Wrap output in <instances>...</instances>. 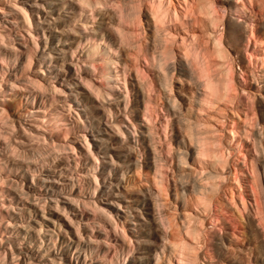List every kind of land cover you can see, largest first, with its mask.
I'll list each match as a JSON object with an SVG mask.
<instances>
[{
  "label": "bare ground",
  "instance_id": "1",
  "mask_svg": "<svg viewBox=\"0 0 264 264\" xmlns=\"http://www.w3.org/2000/svg\"><path fill=\"white\" fill-rule=\"evenodd\" d=\"M0 1H2L0 2L2 3L0 9L3 11L1 14L12 12L10 13L14 18L12 25L18 27V37L26 39L23 45L25 47L23 53L26 54L24 56V68L35 66L36 70L33 74L37 75V77H31L24 74L28 80L24 79L23 81L14 73L12 79L8 81L7 87H2L3 75L9 72L5 68L8 64H12L11 68L13 67L15 70L18 65L19 54L14 52V56L9 55L10 51L13 52L16 48L14 42L7 44V40H13L14 38V35L9 33L13 29L4 26L8 30L2 31L3 22H1L0 153L2 154L0 156L3 157L0 158V173L19 174L24 171L21 172L22 169L26 168L33 182L38 168H44L45 165L54 166L53 164L60 160V157L55 155L57 151L70 149L74 157H78L81 150L77 153V144L75 145L71 141L80 140L82 143L80 141H77V143L79 148L82 149V157L85 165H87L84 168V173H82V179L74 174V170L67 169V167H63V170L68 171V173L61 172L60 175L72 179V183L68 188L69 192L76 187L73 180L78 179L79 194L81 197L88 194L83 199L80 198V195H69L68 203L72 206L73 211H81L78 219H74L69 215L66 207L60 205L58 195H54L50 199V203H52L49 204L48 197L38 196V192L34 191V194L31 195L34 201L30 202L28 201L29 196H27L30 192H25L23 180L15 181L19 191L13 189L14 184L8 189L1 186L0 196L9 198L7 199L9 205L6 208L10 209V212H6L5 216L2 208L6 206V203L5 201L0 202V227H3V229L9 228L12 224L11 219L15 216L13 214L15 204L13 201L15 200L18 203V201L24 199V203H30V205L36 207V211L33 210V213L40 210L44 212V216L46 206L49 205L52 208V214L61 216L59 211L65 212L66 215H62V219H66L67 224L73 228V232L78 237L76 241L66 244L67 249L71 255L74 252H82L84 257L79 262L78 256L74 255L76 257L72 260L69 255L68 261H70V264H74V262L77 264H92L93 255H96L95 259H102L101 264H125L128 256L134 258L132 237L127 233L125 223L117 219L121 205L116 201L114 203H102L97 200V197L95 198L96 193L99 191L101 179L98 175V168L102 162L99 160V154L94 152L93 145H91L85 133L89 126L84 123L81 114L70 105L69 100H62L64 101L62 105L58 103L59 100L55 96L65 90L57 84L58 78L56 75L53 78L49 75L54 74V71H51L54 62L51 60L52 53L50 51L43 52L42 55L37 53L39 51V39L42 38L40 33L42 32L43 36L45 35L44 29L38 30L40 29L41 18L37 20L36 16L39 15H35L41 4L37 0H27L30 4H26L24 0ZM61 1L62 8L72 14L71 30L78 28L79 31L78 29L75 31L81 35L79 43L83 48L82 57L77 58L78 55L76 56L74 52L71 53V59L74 62L73 68L78 75L77 80L80 87L86 90V94H90V97H93L104 107L106 126L110 131L120 138H126L124 136L128 132L136 144L139 141L136 137L139 128L136 122L130 120L129 112H127L131 91L128 88V78L132 72L135 74L134 78L140 83V89L146 95L141 119L151 125L146 127L150 134L155 132L152 131L154 130L152 129V125L154 126L152 111L155 110L154 107L157 103L153 106L155 101L152 100V94L158 92L156 81L170 94L166 98L168 102L166 111L179 112L177 122L180 124L183 135H180L181 137L179 136L180 138L176 140L178 145L176 148L174 147L175 149H173L171 139L167 138V134L164 136V141H161L160 138V143H163L160 148L156 146L155 138L150 137V139H153L152 155L154 152L153 171L148 173L149 176L152 174V177H150L154 188L151 196H154L155 201L159 202L157 208L165 202L172 206L173 203L180 201L181 206L180 211H175V214H166L167 216L164 213V215L159 214L158 221L163 227L162 244L155 249L153 258L147 264H229L230 262L225 263V260L221 258L223 255L221 247L212 243V239L219 237L217 229L227 228L226 222H228L227 225L230 224L229 226L232 227L233 234L239 241L238 243H245L244 249H240V254L237 250L236 252L232 251L230 258L233 255H239L240 262L238 264H259V262L264 264V259H262L264 247L261 243L262 240H259L261 236H264V204L256 166L251 163V160L248 165L239 169L240 171L223 173L228 170L226 168L229 165V155L232 153L227 143H230L228 140H233L234 135L238 132V119H240V111L244 108L242 109L243 106L239 104L240 102H235L234 61L224 44L223 34L219 30L223 23L215 0H86L87 7L82 5L81 0ZM248 1L250 4L257 2V5L259 4L264 9L263 0ZM238 8L236 7L235 12L241 14ZM253 18L258 17L253 14ZM259 20L260 22L263 21ZM90 24L93 26H89ZM255 24L253 22V25ZM66 25L69 26V23ZM255 28L251 30L252 34L258 33L260 37L259 44L264 45V32L259 28L258 30ZM195 29L201 32L197 33ZM37 30L41 32L36 33ZM203 35L206 38L201 40ZM151 44L159 45V55H155L151 51ZM42 49L43 47L41 51ZM98 57L101 58L100 63H102L99 68H97V65L95 66V63L99 62L97 61ZM77 59L78 61H75ZM141 60L145 62V68ZM79 62H86L89 65L88 68H85L86 70L89 71L92 67L97 72L101 81L100 85L95 84L91 78L82 75L84 69L82 70L81 66L78 65ZM150 73H153V76ZM186 75L189 76L190 80H194L193 82H196L194 84L199 85L201 90L194 91V94L192 92L193 98H184L183 101H178L179 99L174 94L176 87L173 81L176 78L180 88L182 86L183 92H187L183 82V77ZM27 83L31 86L28 87ZM131 85L133 84L131 83ZM158 87L160 88V86ZM113 92H118L120 95L115 97ZM120 97L125 98L124 101L122 100L124 102L122 111H120L121 104L119 105L118 101ZM112 98L117 99L118 103L114 104L117 111L120 113L125 111L122 121H112V118L115 117V111H113L112 106H108L112 103ZM230 105L232 107L228 109ZM226 110L228 112L229 110L232 111V115H229V113L223 115ZM165 116L169 117L170 115ZM86 117L89 118L87 115ZM219 117L226 118L229 121H226L221 129L219 125H221L222 119ZM29 118L34 123L28 128V126L23 125V120ZM45 125L49 126L48 130L38 131L43 129ZM165 125L167 129L172 126L170 120L166 121ZM123 127H126V129H123ZM4 128L6 129L5 133H3ZM19 128L21 131H19ZM17 129L19 138H21L20 135H26L28 141H35L31 154L22 149L25 141L23 139H20L23 141H18V137L15 136ZM222 130H226L228 134L222 135ZM60 131H63L62 139L64 142L62 143L58 142L61 137L58 134ZM70 132L74 136L73 138L68 135ZM165 133L167 132L165 131ZM239 143L240 141H238ZM163 148H165L166 154L177 153L182 166L188 165L191 167L190 172L181 171L177 175L178 179L173 180L175 192L171 189L169 175L161 170L163 169L161 164V161L163 162L162 155L164 153L161 152ZM79 162V160H76L75 165L82 167L84 164ZM167 163L172 164L173 160L170 159ZM166 166L168 167V165ZM106 169L109 176L111 169ZM100 170L102 169L100 168ZM130 176L126 178L127 186H131L128 182V179L129 181L131 179ZM172 177L175 179V173L172 174ZM5 179L6 176L0 177V181L3 183ZM42 181L40 179L39 183ZM225 182L226 185H224ZM54 183L58 182L54 181ZM62 190L67 191V187ZM25 194L26 196L23 198L22 196ZM223 197H226L228 204L230 203L229 206H233V209L227 205V202L225 204ZM160 202L163 204L161 205ZM24 203L22 202L23 205ZM174 206L172 208L177 210L176 204ZM115 207L118 209L115 213L117 215L114 214ZM29 208L31 207H28L27 211L30 210ZM124 214L126 213L124 212ZM44 216L41 215L42 219ZM84 217L94 218L95 225L99 224L103 230H107L110 226V230L107 231L112 234H107V240L110 239L112 246H114V248L111 247L113 248L110 249L111 252L108 250L109 243L104 246L98 244L99 238L93 235L94 232L91 227L94 222L93 224L88 222L85 225L84 228L87 231L92 229V232L87 235V238L85 236L86 240L83 241L82 236L84 233L81 234L80 232V220ZM126 217H129L128 213ZM5 219L6 227L2 224ZM253 219L257 221L256 223H258L263 235L255 227ZM55 223L53 220H48V224L42 223L39 225L38 232L34 233L37 236L39 253H35L31 257L24 254L25 257L22 256V261L16 264H67L62 261V258H58V252L55 253L56 249H64L63 241H60L58 247L57 240L60 236V229L57 228L58 225ZM21 224H24V221ZM44 226L48 228L52 226L53 230L46 241V244L49 245L45 252L47 256L42 259L44 255L42 254L43 250L40 249L45 246L42 238L45 233ZM26 227H29V225ZM19 230L25 232L26 228L23 229L22 226ZM19 230L14 234L20 235ZM7 231L0 230V237L4 235L9 237L7 233H11V231ZM255 231L257 234L253 233ZM34 234H28L27 237L24 235L23 238L25 241L30 240L32 242L35 240ZM0 241L2 240L0 239ZM11 241L7 242L6 247L2 245L3 242H0V262H5L3 264H8L10 259H18L22 254L13 250ZM231 242L232 247L234 243L238 244L233 240ZM18 243L23 244V241H18ZM247 245L250 247L245 248ZM30 248L32 249V246ZM88 252L90 253L89 257L87 256ZM259 256L261 261L257 260ZM40 258L43 260L42 262L36 263L34 261V259Z\"/></svg>",
  "mask_w": 264,
  "mask_h": 264
},
{
  "label": "rangeland",
  "instance_id": "2",
  "mask_svg": "<svg viewBox=\"0 0 264 264\" xmlns=\"http://www.w3.org/2000/svg\"><path fill=\"white\" fill-rule=\"evenodd\" d=\"M24 2H26V4L28 3L30 4V2H28L27 0H24ZM37 2L41 4L40 8L37 9L39 14L38 12H35V15H39L38 17L36 16V19L38 20L39 18H41V21L39 23L40 29L38 30L44 29L45 31L44 36L41 31H40L41 33L38 30L35 31L36 33L39 32L41 35L40 37H42L39 39V51H37V53L41 55L43 54V52L50 51L52 53L51 60L54 62L52 64L53 66H52L51 71L52 72L54 71L53 72L54 74L51 73L49 75H51L52 78L54 75H56V77L58 78L57 84L59 85V87H62V89L65 90L63 93L58 94L55 97L58 98L59 100L58 103L60 105L64 103V101L62 100H65V99L69 100L70 105L74 107L77 112L81 114L82 118L85 121L84 123H86L89 126L87 129V132L85 133L87 134V137L91 142V145H93L94 152L99 154L98 155L99 160L102 162L100 167L98 168V175H99V178L101 179L99 182V191L96 193L95 198L97 197V200L102 203L103 202L104 203H108V202L114 203L116 201L121 205L117 219L125 223L127 233L132 237V241H133L132 248H133L134 258L132 256H128V259L126 260L125 264H147L149 263V260L153 258L155 249H157L162 244L161 239L163 235V227L158 221L159 220L158 218L160 217L159 214L164 213L165 215L166 214L169 215L173 213L175 214V211H180L179 210L181 206L180 201L179 202L177 201V203H173L174 205L176 204L177 210L173 209L175 207L174 205L171 206L169 203L167 204L166 202L165 204L160 202V204L161 205L163 204V205L157 208V204H159V202H156L155 197L151 196V193L154 189L153 184L151 182L152 174H150L151 177L148 175V173H151L153 171L152 167L154 166L152 164L154 163V158H153L154 152L152 155V148H151V146H153L152 140L155 138L154 140H155L156 146L160 148L161 144L163 143H160L159 140L161 138V141H164L165 140L164 136L165 134H167V138H169V140L171 139L173 149H175L178 145V142L176 140H178L183 135V131L180 127V124L177 122L179 112L178 111L169 112V110L166 111L168 109V106H167L168 102L166 98L170 94L166 92L163 89V87H161L162 85L158 81H156L158 92H155L156 94L153 92L152 94V97H153L152 100L153 102L155 101L153 103V106L155 103H157L154 107L155 110L152 111V115H154L153 124L156 127L155 128L152 125V129H154L152 131H155L154 134L156 135L150 134V132L148 131L146 127L151 126V125L147 124L141 119L142 113L144 112V107H145L144 99H146L145 98L146 95L144 92H142V89H140L141 88L140 83L134 78L135 74H133L132 72L128 78V84H129L128 88L131 91H130V96H129L130 101L128 104L127 112H129L130 120L136 122L139 128L137 135H136L139 141H137V144H136L132 136L128 132H127V135L124 136L126 138H120L116 136L115 133L110 131L106 126V123H107L106 117L104 116V112H103V110H105L104 107H102L99 104V102L96 101L93 97H90L89 96L90 94H86V90L80 87V83L77 80L78 75L76 74V71L73 68L74 62H72L71 53L74 52L76 56L78 55L77 58H81L83 55V50H82L83 48L81 47L79 43L81 39V35L75 31L78 28H75V30H71L72 29L71 28L72 27L71 25L72 24V18H71L72 14L69 13V11H66L65 9L62 8L61 0H37ZM215 2L217 4L219 14L222 18V23H223V24L221 23L222 25L219 30H221V33L223 34L224 44L226 45L229 51V54L231 55L234 61V70H235V77H236V91H235L236 100L235 102L236 101H238V103L240 102L239 104L243 106L242 109L244 108L243 109L244 111L243 110L240 111V119H238V132L236 133V135H234L233 140H228L230 141V143H227L232 153L231 151H229L231 154L229 155L228 168H226L228 170L227 172H223V173H230L229 171L231 172L240 171L239 169L248 165L249 161L251 162L252 160L251 163L255 164L256 171L259 174V180H260L259 186L261 190L260 192L262 196V202L264 204V50H263L264 45L259 44L260 37L258 33H254L253 35L251 31L253 28L256 27L255 29L258 30L259 28V30L264 32L263 30L264 11H262L264 9H262L259 6V4L257 5L256 1H254L256 2L255 4L253 3L254 5L250 4L248 0H215ZM0 5H1L0 6L1 8L2 3H0ZM236 7L237 8L239 7L238 9L240 10L241 14L235 12ZM2 12L3 11L0 9V23L3 22L2 31H6L8 30L6 27H10L9 29H13V30L11 31L9 30L10 31L9 33L14 35L13 40H7V44H11L14 42L16 45L15 50H13V52L10 51L9 55L11 54L12 56H14V52L19 54V60L17 61L18 65L16 69L14 70L13 67L11 68L12 64H8L7 68H5V70L9 72L8 74L3 75L4 81H3L2 87H7L8 81L12 79L14 73H16V76H18L19 79H22L23 81L24 79L28 80V78L24 76V74L30 75L31 77H37V75L33 74V72L36 70L35 66H31V67L27 66L26 68H24V60H25L24 56L26 54L23 53V51H25V47H23V45L26 42V39L24 38L25 39L24 40L21 37H18L17 35L18 27L12 25V23L14 22V18L12 14H10L12 12L4 13V15L1 14ZM60 13H63V14L60 15ZM253 14L258 17V18H255L257 20L253 18ZM259 19L263 21L260 22ZM253 22L254 24L256 23L255 25L258 24L257 25L258 27L253 25ZM68 23H69V26L66 25ZM91 25L92 24H90L89 26ZM196 32L200 33L201 31L197 30ZM203 38L205 39L206 37H204L203 35L201 39V36H200L201 40H203ZM46 43L47 45H45ZM150 46H151L150 47L151 51L155 53V55H159L160 53L159 45L151 44ZM42 47L43 49L41 51ZM97 59H98L97 61L99 62L98 63L96 62L95 66L97 65V68H99L101 66L100 64H102L100 63L101 58L98 57ZM75 61H78V59ZM141 61L143 62L142 65L144 67L145 62L143 60ZM78 65L81 66L82 70L84 69V71L82 72L83 76H87L91 78L93 82L97 85L101 84V81L98 78L97 72H95L92 67L89 69V71L85 69L86 67L87 68L89 67V65L86 62H83V63L79 62ZM0 67H1V64H0ZM0 70H2V68H0ZM150 75L153 76V73H150ZM175 77H176V74H175ZM176 80L177 79L174 78V81H173L174 86L176 87V88L174 87L176 90L174 91L175 92L174 94L179 99L178 101H183L182 99L184 98H190L194 94V91L196 92V91L201 90V87L197 84H194L196 82H193L194 80L192 79L190 80L189 76L187 77V75L183 77L185 91L187 92H183L182 86L180 88V84H178ZM131 83L133 85H131ZM27 84H28L27 85L28 87L31 86L29 83ZM158 86H160V88ZM242 90H244V92H242ZM121 91H123V89H121ZM184 93H186L187 95L186 94L184 95ZM113 94L115 97L120 95L118 92H113ZM60 98H61V101H60ZM77 98H80V99H77ZM116 100L112 98L111 99L112 103L108 104V106H112L113 111H115L114 112L115 117L112 118V121L118 120L117 122H119V121H122L123 116L125 115L124 114L125 111L123 110L124 112H121V113L117 111L114 105L118 103ZM122 100L124 101L125 98L120 97V99L118 100L119 105L121 104L120 111H122L123 106H124V102ZM231 107L232 105L228 106V109H231ZM224 112L225 113L223 115H226V113L227 114L229 113V115H232L231 113L232 111L230 112V110L229 112L227 110ZM86 115L89 118H87ZM165 115H170V116L167 117ZM219 118L222 119V117H219ZM169 120L172 126L171 128L168 127L167 129L165 127L166 126L165 122ZM23 121H24L23 125L28 126V128L34 123L33 120L30 118L27 120L25 119ZM226 121L229 122L228 119L226 118H223L221 120L220 122L221 125H219L220 129L221 127L224 126ZM46 129L47 130L49 129L48 125H45L43 129L38 130V131L44 132L43 130H46ZM123 129H126V127H123ZM5 131L6 129L4 128L3 133H5ZM19 131H21L20 128H19ZM165 131L167 133H165ZM17 132H18V129L16 130V135H15L18 137L19 135ZM221 133L222 135H225L227 131L222 130ZM58 134L59 136L61 135L58 142H61V143L64 142V140L62 139L63 131H60V133L58 132ZM68 135L72 138L74 137L72 136L71 132ZM20 136L21 138L18 137V141L20 139H23L25 141L23 142L24 148L22 149H25L28 153L31 154L32 152L31 149H33L32 147H34L35 141H32V142L28 141L27 140L28 138L26 135H20ZM150 137L152 138L154 137V138L150 139ZM23 140H20V141H23ZM77 141H80V140H73L71 142L75 145L77 144V148H78L77 153H79L80 150L82 152V149L79 148ZM238 141H240L239 144H238ZM11 142L13 143V141ZM80 143H82V141H80ZM161 152L164 153L162 155L163 162L161 161V164L163 165V169L161 170L162 172L169 175V179H170L169 182L171 185V189H173L174 191L175 186H174L173 180L178 179L177 175L181 171L183 172L186 171L185 173H188V171L190 172L191 167L188 165L182 166V164H180L178 160L177 153L175 154L167 153L166 154L165 148H163ZM80 153L78 157H74V154L72 153V151H70V149L63 150L60 152L57 151L55 155H58V157H60L59 158L60 160H57L53 164L54 166L45 165L44 168H38V171H36L35 173V180L33 182L31 179V175L30 173L26 171V168L21 170V172L24 170L22 172L23 174L22 173H19V174L18 173L17 174L0 173V177L6 176L4 183L0 181V187L2 186L5 189H8L9 187H11V185L14 184L13 189H16L17 191H19L18 190L19 187L16 186L17 184L15 181L23 180V188L25 192H30L29 195H27L29 196L28 201L31 202L33 200L32 199L33 196L31 197V195L34 194V191L38 192L37 193L38 196L48 197L47 200H49V204L52 203V202L50 203V199L54 195H58L57 197H58V202L60 203V205L62 207L63 206L66 207L67 212L72 218L78 219V215L81 211L79 210L73 211L72 206H70V204L68 203L69 195H72V196L80 195L78 192L80 187L79 185H77L78 179L73 180V182L76 184L75 185L76 187L74 188L73 191L69 192L68 188L70 184L72 183V179L63 177L60 174L61 172L68 173V171L63 170V167H67V169L74 170V174H76L77 177L79 176L82 179L83 177L82 173H84L85 171L84 168H86L87 165H85V161H84V158L82 157V153L81 154ZM83 154H84V151H83ZM1 157L3 156H0V158ZM170 159L173 160L172 164L167 163ZM76 160H79L80 161L79 163L84 164V165H82V167H79V166L77 167L75 165ZM108 163H111V164H108ZM56 165L57 167L58 166L59 167L57 168ZM166 165H168V167ZM76 168L79 171L75 170ZM100 168L102 170H100ZM106 168L111 169L109 176L107 175L108 170ZM77 172L79 173L77 174ZM174 173H175V179H173L172 177V174ZM23 175H24V178H23ZM128 176H130L131 178L130 181L128 179V182H130L131 186H127V183H126V178ZM40 179L43 180L41 183H39ZM54 181L58 182L59 185L58 183H54ZM36 182H38L39 184H37ZM226 184L227 183L225 182L224 185ZM179 186L180 185L178 183V187ZM66 187H67V191L66 190L63 191L62 189ZM25 196L26 194L23 195L22 197L25 198ZM87 196L88 194H84L82 197L80 195V198L83 199V198H86ZM223 198L226 204L227 199L226 197H223ZM7 199L9 198L0 196V202L5 201L6 203V206H4L5 208L4 207H3L4 209L2 208L3 213H5V216H6V212L8 211L10 212V209L6 208L7 205H9V201ZM23 200L24 199L18 201V203L16 200L13 201V203H15L14 213H13L15 216L13 219H11V221L13 222L10 225V227L4 228V229L3 227H0V230L7 231L8 229L7 232L11 231V233H7L9 234L7 235L9 237H5V235L3 237H0V239L2 240L0 242H3L2 245L6 247L7 242L12 240L11 242L13 243L12 245L13 250L16 253H22L18 259L16 258L13 260L10 259L8 261V264H16L22 261L21 258L22 256L25 257L24 254L31 257L35 253H39L38 252L39 250L38 240H36L37 236L34 233L38 232L40 224L42 223L43 224L45 223V225L48 224V220H53L54 222H56L55 223L56 225L58 226L60 225L59 227L57 226V228L60 229V236H59V239L57 240V244L59 247L60 241H63L64 249L63 250L56 249L55 253L58 252V258H62V261H64V263H67V264H70V261H68L69 255L72 257V260L75 259L76 256H78V261L79 262L82 261L84 257V254L82 252H79V253L74 252L71 255L69 254V250L67 249L66 244L70 243L71 241L73 242L76 241L78 237L76 236V233L73 232L74 231L73 228L67 224L66 219L65 220L62 219V215L64 216L66 215L65 212L59 211L61 216L52 214V208H50V206L48 205L46 206L45 216H44V212L40 210L37 211V213H33V210L36 211V207L30 205V203H24ZM22 202L24 203V205L22 204ZM47 204H48V201H47ZM227 205L229 206L230 203L228 204L227 202ZM115 206L117 205L115 204ZM28 207H31L29 208L30 209L29 211H27ZM229 207H232L231 209L234 208L233 206H229ZM89 211L90 210L88 209V212ZM116 211H118V209H116L115 207L114 214L116 213ZM124 212L126 214L128 213L129 217H126V214H124ZM41 215H43L45 219L44 218L42 219ZM23 218L24 220H22ZM6 219L8 218L6 217ZM6 219L3 220L2 222V224H4L3 226L5 227H6V224H5ZM83 219L80 220L81 221L80 232L81 234L84 233L82 237L84 238L86 236L87 238V235L91 234L92 229H93V232L94 233L96 232L95 234L93 233V235L99 238L98 244L101 246L102 245L104 246L105 244L109 243L110 247L108 246L109 249L108 247L107 249L109 251L110 249L112 250L114 248V246H112V241H110V239L107 240L108 239L107 234L108 235L112 234L109 231H107L108 229L110 230V226L108 227L107 230L106 229L103 230L101 229L102 226H100L99 224L95 225L94 218L84 217ZM253 220L255 221V227H257V230L261 231V234H262L263 232L260 229V227H258V223H256L257 221L255 219ZM23 221H24V224H21L23 223ZM88 222L90 224L91 223L93 224L94 222V225L91 226L92 229L90 231H87L84 228ZM227 223L228 222H226V227H227L226 229L224 228L217 229L219 237L217 239H212V243L221 247V250L223 253L221 258L222 260H225V263L230 262L229 264H238L240 262L239 255H233L231 258H230V255L232 251L236 252V250L238 251V254H240V251H241L240 249L242 250L244 249L243 246H245V243L243 244L238 243L239 241L237 240L236 236L233 234L232 227L229 226L230 224L227 225ZM27 225H29V227H26ZM22 226H23V229L26 228L25 232L24 230H19ZM44 227H45V230H44L45 236L43 235L42 238L44 239L45 246H43V248L40 249V250H43L42 254L44 255V257H42V259H45V257L47 256L45 252L48 249L49 245L46 244V241L48 239V235L52 234V230H53L52 226H51L52 229L46 226ZM17 230H19V233L21 232L20 235L14 234ZM56 231L58 232V230ZM253 233H256V231ZM28 234H34L35 240L32 242L30 240L25 241L23 236L26 235L25 237H27ZM85 240L86 239L84 238L83 241ZM231 240H233L234 242H236L237 240L236 243L238 244L234 243V246L237 249L234 246L232 247ZM259 240L263 241V242L261 241V243H262V246L264 247V244H263L264 236H261ZM18 241H23V244H19ZM31 246H32V249L30 248ZM248 247L250 246L247 245V247L245 248H248ZM89 255L90 253L88 252L87 256L89 257ZM92 258H93L92 264H101L102 259H95L96 255H93ZM258 258H260V256L257 257V260L261 261V258L260 259ZM42 259L41 258L34 259V261L36 263H40L43 261ZM262 259H264V255ZM1 263L3 264L5 262H0V264ZM74 264H77V263L74 262ZM259 264H262V263L259 262Z\"/></svg>",
  "mask_w": 264,
  "mask_h": 264
},
{
  "label": "snow or ice",
  "instance_id": "3",
  "mask_svg": "<svg viewBox=\"0 0 264 264\" xmlns=\"http://www.w3.org/2000/svg\"><path fill=\"white\" fill-rule=\"evenodd\" d=\"M81 3H82V5H83L84 7H87V6H88L87 3H86V0H81Z\"/></svg>",
  "mask_w": 264,
  "mask_h": 264
}]
</instances>
